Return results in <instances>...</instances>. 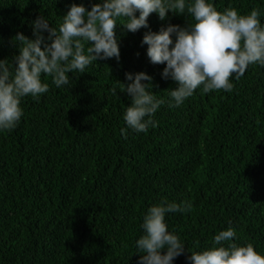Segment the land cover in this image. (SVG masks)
Here are the masks:
<instances>
[{
	"label": "trees",
	"instance_id": "1",
	"mask_svg": "<svg viewBox=\"0 0 264 264\" xmlns=\"http://www.w3.org/2000/svg\"><path fill=\"white\" fill-rule=\"evenodd\" d=\"M99 0H0V59L18 54L12 38L33 36L40 15L56 28L70 6ZM218 11H264V0H215ZM195 23L153 13L151 30ZM264 24V16L261 17ZM141 29L118 22L121 58L99 60L71 83L38 100L25 97L24 116L0 132V264H139L136 241L144 214L164 201L192 209L170 213L169 231L189 251H203L233 227L234 242L264 254V66L250 65L232 92L196 94L171 106L176 87L165 65L152 64ZM47 36V33H45ZM146 72L166 101L147 133L128 129L126 74ZM143 83H147L144 81ZM117 94L114 95L112 89ZM175 264H190L187 250Z\"/></svg>",
	"mask_w": 264,
	"mask_h": 264
},
{
	"label": "clouds",
	"instance_id": "2",
	"mask_svg": "<svg viewBox=\"0 0 264 264\" xmlns=\"http://www.w3.org/2000/svg\"><path fill=\"white\" fill-rule=\"evenodd\" d=\"M185 16L195 23L184 26L168 23L159 31L151 30L149 17L155 13L161 21L169 13ZM264 11L254 8L241 14L235 8L218 11L215 0H99L91 8L73 3L63 16L59 29L44 15L32 23L33 36L23 32L12 38L18 54L0 59V132L12 131L24 116L25 97L39 99L50 91L44 77H51L57 88L70 85V73L84 74L94 62L121 58L118 22L131 33L148 29L142 45L152 64L165 65L162 77L171 79L176 87L171 91V106L179 107L196 94L214 90L232 92V78L239 80L250 65L264 66ZM47 33V36H45ZM127 83L121 91L130 98L124 114L128 129L147 133L155 126L156 113L166 103L153 91L154 78L146 72L126 74ZM147 81V83H143ZM114 95L117 94L113 88ZM190 201H164L152 205L144 214L141 225L144 235L136 241L139 264H175L185 253L186 243L174 231H169L170 213H187ZM233 227L220 231L210 247L189 251L190 264H264V254L251 243L235 241Z\"/></svg>",
	"mask_w": 264,
	"mask_h": 264
}]
</instances>
